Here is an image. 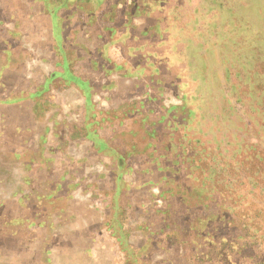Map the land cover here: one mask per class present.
Instances as JSON below:
<instances>
[{"label": "rangeland", "instance_id": "rangeland-1", "mask_svg": "<svg viewBox=\"0 0 264 264\" xmlns=\"http://www.w3.org/2000/svg\"><path fill=\"white\" fill-rule=\"evenodd\" d=\"M189 1L162 0L169 14L155 11V5H141L139 14L151 12V19L138 17L134 22L138 29L149 26L151 50L158 54L161 47L158 60L168 67L159 68L161 85L149 92L150 101L142 109L133 103L117 112L122 131L103 135L123 155L134 144L145 153H167L174 159L176 168L171 171L177 174L171 185H162L155 195L137 192L133 198L139 207L144 204V223L152 222L155 230L194 226L196 240L188 245L192 253L185 260L179 256L176 264H264V3L198 0L201 10L206 6L210 11L207 3L214 4L215 20L203 16L197 22L190 20L197 4ZM117 4V0H0V65L13 50L7 76L13 81L21 78L26 66L22 49L31 51L26 44L32 45V31L34 44L38 40L41 48L46 45L38 51L46 54L52 23L56 37L58 27H69V19L75 20L71 27L91 23L96 29L113 25L123 31L118 13L132 6ZM8 32L22 37L24 44L15 46ZM210 72L212 81L207 82ZM62 77L83 86L67 73ZM155 80H150L152 86ZM7 119L0 115V264H128L126 248L97 224L103 216L112 217V161L96 155L90 143L62 149L50 159L54 162L38 161L41 152L48 155V144L38 148L35 130H5ZM19 124L17 129L23 126ZM58 135L68 139L69 133L62 130ZM77 138L72 142L83 141L80 135ZM79 154L91 155L87 166L79 170L67 165L68 157ZM69 169L72 179H64ZM99 171L106 174L98 177ZM191 173L194 182L186 179ZM80 176L85 179L78 181ZM128 199L121 197V206L126 208ZM139 213L137 207L134 215ZM148 229L140 224L130 232ZM178 234L193 239L184 229ZM95 243L102 248L98 254Z\"/></svg>", "mask_w": 264, "mask_h": 264}, {"label": "crops", "instance_id": "crops-1", "mask_svg": "<svg viewBox=\"0 0 264 264\" xmlns=\"http://www.w3.org/2000/svg\"><path fill=\"white\" fill-rule=\"evenodd\" d=\"M117 2V7H120L123 3L132 6L131 9L118 13L124 21L122 26L124 30L121 32L115 29L113 25L99 29L93 28L91 23H85L84 26L79 28L71 27L72 22L75 20L69 19L70 23L67 24L69 27H58L56 37L52 23L51 42L45 54V52L38 51L41 48L38 40L34 44V33L32 31V45L29 47L26 44L31 51L28 52L24 48L22 49L26 61V66L22 72L24 75L22 74L21 78L14 81L7 76L12 68L10 58L14 56L13 50L9 53L6 52V62L0 65V113L5 114L8 118L5 130L10 129L17 133H28L35 130L38 148H43L48 144V155L42 153L41 150V157L38 161L54 162L50 159L61 152L62 149H66V147L68 149L78 148L85 146L87 143H90L93 149L96 150V155L112 161V164L115 165L114 168L110 167L113 182L111 189H109L111 202L113 203L112 217L109 220H104L105 217L103 216L97 224L102 225L101 229L106 227L109 238L114 239L118 246L122 245L124 249L126 248L125 254L128 256V264H135L134 261H138L140 264H176L179 256L185 260L187 254L192 253L191 246L188 248V245L195 243L196 240L194 226L187 225L183 228L175 226L173 231L167 225L164 226V231L155 230L152 222L146 223V225L144 223L145 216L142 213L144 204L140 203L139 207L136 199L133 198L137 192L155 195L162 185H171L172 176L177 174V172L172 173L171 171L176 168V163L173 162L174 159L170 160L167 153L161 154L160 152L158 155L152 151L145 153L144 149L138 150L134 144H131L123 155L120 151H116L113 140H109V137L106 139L103 135L104 131H111L112 135L122 131L123 122L117 117V112L124 106L129 108L133 103H137L135 106L139 105V109H142L146 105V100L150 101L151 95H149V92L161 85V78L157 74L159 68L161 66L168 67L167 62L158 60L163 55L161 47H157L160 49L158 54L151 50L153 45L148 42V39L153 36L151 32H148L149 26L138 29V25L134 22V19L138 17L151 19L149 17L151 12L143 15L139 14L141 5L144 8L146 4H149V6L155 5L152 7L159 13L166 12L165 14H169L170 12L164 6L162 0H117ZM189 2L197 4L193 8V17L190 20L198 22L203 16L215 20L214 12H211L215 7L213 3H207L210 8L209 11L206 6L204 10H201L198 0ZM261 3H264V0ZM137 12L138 14H136ZM174 12L177 11L172 13ZM214 24L215 21L208 24L209 30H211L210 26ZM95 26H98V22ZM67 28H69L68 34L66 33ZM15 31L18 32L16 29ZM7 35L11 39L14 38L12 41L17 43L15 46L24 44L22 43V37L16 33L8 32ZM7 46L8 44L5 50H7ZM45 47L46 45L42 48ZM186 48H189V46L186 45ZM203 50L208 52L207 48ZM175 52L177 53V51ZM152 53H155V56H151ZM65 73L71 79L82 84V88L77 86L76 83L64 79L62 76ZM152 77H156L154 86L150 81ZM210 77H212L211 72L208 73L207 82L212 81ZM27 101L34 102L33 106L25 104ZM131 106L133 107V105ZM72 119L74 120L71 121ZM158 120H162V117H159ZM26 121H31L33 126L25 125ZM19 122L23 126L17 129L20 125ZM153 128H150L149 132L152 133ZM62 130L69 133L68 139L59 137L58 133ZM77 130H79V134H77ZM129 131L130 128L126 132ZM78 135L83 141L80 139L72 142ZM89 136L96 139V143L89 139ZM151 142L152 140L148 143L151 144ZM101 144L105 146L104 149H108L109 153L101 149L103 147ZM149 144L147 145L150 148ZM17 145L23 146L24 149L23 144L17 143ZM175 147V144H173L171 148ZM151 148H153L152 145ZM22 152L24 154L25 151ZM78 156L75 158L68 157L66 159L67 165L75 166L79 170L83 165L87 166V161L91 155L86 154L85 157L79 154ZM182 161L184 162V159ZM34 162H37V160L34 159ZM100 162L101 166L104 167V161ZM64 173H67L64 175V179H72L71 169ZM97 174L99 177L101 174L105 175L106 173L105 171H99ZM156 176L157 178H155ZM83 179L85 178L80 176L78 181ZM186 179L194 182L192 173L187 174ZM195 181H199V178ZM85 195H88V192H85ZM121 197H126V199L132 197L126 200V208L121 206ZM137 207L140 213L135 216L134 212ZM103 208L99 210L102 212ZM121 217H126V221L124 222V218ZM140 224L149 225L146 233L130 232V229L138 227ZM91 226H93L92 223ZM180 229L192 234L193 239L180 236L178 234ZM131 240H134L136 244L132 245ZM104 243L105 241L101 242V244ZM101 249V245L95 243L94 250L97 254ZM190 258H193V255ZM196 259L198 258L196 257Z\"/></svg>", "mask_w": 264, "mask_h": 264}]
</instances>
